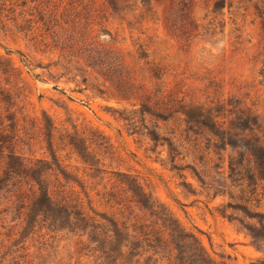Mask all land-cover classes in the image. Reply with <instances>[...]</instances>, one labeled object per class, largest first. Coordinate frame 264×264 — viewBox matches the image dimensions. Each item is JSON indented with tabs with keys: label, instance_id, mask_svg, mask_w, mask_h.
<instances>
[{
	"label": "rangeland",
	"instance_id": "rangeland-1",
	"mask_svg": "<svg viewBox=\"0 0 264 264\" xmlns=\"http://www.w3.org/2000/svg\"><path fill=\"white\" fill-rule=\"evenodd\" d=\"M263 23L264 0H0V175L45 164L43 188L130 233L153 220L137 183L216 264L263 260L264 179L241 147L264 148ZM4 184L0 264H98L88 233L28 224L35 181Z\"/></svg>",
	"mask_w": 264,
	"mask_h": 264
},
{
	"label": "trees",
	"instance_id": "trees-1",
	"mask_svg": "<svg viewBox=\"0 0 264 264\" xmlns=\"http://www.w3.org/2000/svg\"><path fill=\"white\" fill-rule=\"evenodd\" d=\"M108 2L111 3V0ZM205 121L207 120L202 119L199 122L207 126ZM210 122L209 127L213 128L215 123ZM256 124V116L251 112L236 124L233 123L234 127L240 130L251 129L250 126ZM149 135L152 140H158L155 132H150ZM232 139L228 136V143L235 147L236 144ZM241 147L253 156L258 171L264 179V148L247 141H244ZM82 157L85 158L84 155ZM44 166L45 164H7V170L0 175V190L4 187V182L15 176L35 181L38 187L31 192L30 202L26 205L28 224L38 220L57 230L68 229L71 232L79 230L82 234L88 233L89 244H94L91 250L99 253L98 264H139L140 257L148 252L151 253L144 259L145 264H151L153 256L157 257L153 259L152 264H216L205 254L197 238L184 231L171 214L145 193L137 183H129V190L132 192L137 209L145 210L153 220H150L149 224H140L145 229L134 228L130 233L127 228L120 226L116 219L101 215V219L106 222L103 224L88 218L82 211L80 200L67 195L53 194L49 188H43L41 183L44 180L41 179L43 175L41 172L51 169ZM262 217L264 218V215ZM263 218L259 220L262 223L260 225L262 233L260 229L248 227L254 240L264 241ZM135 257L137 258L134 259ZM255 264H264V259Z\"/></svg>",
	"mask_w": 264,
	"mask_h": 264
}]
</instances>
